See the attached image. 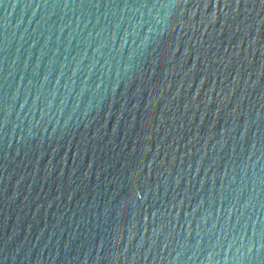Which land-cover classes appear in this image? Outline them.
<instances>
[{
	"label": "water",
	"instance_id": "water-1",
	"mask_svg": "<svg viewBox=\"0 0 264 264\" xmlns=\"http://www.w3.org/2000/svg\"><path fill=\"white\" fill-rule=\"evenodd\" d=\"M0 264H264V0H0Z\"/></svg>",
	"mask_w": 264,
	"mask_h": 264
}]
</instances>
